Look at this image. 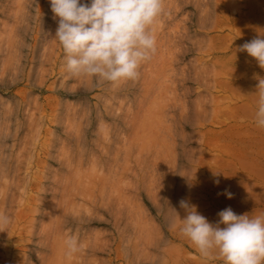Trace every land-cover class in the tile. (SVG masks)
<instances>
[{
  "label": "rangeland",
  "instance_id": "374dc122",
  "mask_svg": "<svg viewBox=\"0 0 264 264\" xmlns=\"http://www.w3.org/2000/svg\"><path fill=\"white\" fill-rule=\"evenodd\" d=\"M52 17L49 0H0V165L5 168H0L5 173L0 195L12 182L6 170L26 141L23 177L27 172L28 180L26 185L23 179L21 189L27 198L18 211L32 209L36 203L31 198L40 194L38 187L49 182L44 177L52 170L58 172L61 191L68 188L62 198L68 211L74 204L78 210L91 208L86 220V209L83 214L73 210L85 214L77 216L82 217L77 236L74 230L57 233L62 239L57 242L64 243L60 247L69 236L76 237L80 251L68 258L65 249L50 246L45 264H82L85 258L90 260L86 264H224L215 254L202 258L180 233L185 212L179 201L196 205L213 224L227 207L237 215L248 211L256 216L253 211L259 210L232 204L238 185L244 189L240 181L247 178L237 171V155L261 149L247 140L262 132L252 127V112L241 103L258 98L250 91L264 75L256 60L238 49L264 36V0H164V12L153 26L155 55L142 64L138 79L116 84L69 79L63 50L53 38L57 23ZM61 191L56 204L62 201ZM50 195H42L46 211ZM94 198L98 202L92 203ZM102 198L112 200L111 210ZM119 198L122 205L115 206L121 213L113 205ZM92 209L101 214L94 217ZM12 224L0 239L1 264H23L25 255L31 264H42L38 253L28 251L38 245L27 235L26 222ZM53 233L46 235L50 245L57 239L50 238ZM85 241H97L103 250L95 246L88 253Z\"/></svg>",
  "mask_w": 264,
  "mask_h": 264
},
{
  "label": "clouds",
  "instance_id": "9594fccd",
  "mask_svg": "<svg viewBox=\"0 0 264 264\" xmlns=\"http://www.w3.org/2000/svg\"><path fill=\"white\" fill-rule=\"evenodd\" d=\"M56 21L54 39L63 50V67L69 79L93 84H116L139 78L143 63L157 50L153 26L164 12V0H49ZM246 51L264 69V36L245 42ZM258 105L254 123L264 129V78L258 79ZM219 181H216L218 183ZM224 194L231 199L232 193ZM180 233L195 245L202 258L218 255L224 264H264V215H237L231 207L217 213L213 224L197 206L181 199ZM13 217L0 213V232H7ZM172 226H175L174 224ZM223 226V227H222ZM80 251L76 237L66 241L65 255Z\"/></svg>",
  "mask_w": 264,
  "mask_h": 264
},
{
  "label": "bare ground",
  "instance_id": "6f19581e",
  "mask_svg": "<svg viewBox=\"0 0 264 264\" xmlns=\"http://www.w3.org/2000/svg\"><path fill=\"white\" fill-rule=\"evenodd\" d=\"M40 81H42V80H40ZM65 81V80H64ZM41 84V83H40ZM59 89V88H58ZM37 97V96H36ZM16 103V102H15ZM38 105V104H37ZM36 106V105H35ZM36 108V107H35ZM12 110V109H11ZM27 110H29V109H27ZM26 110V111H27ZM37 111H39V110H37ZM13 112V111H12ZM32 112V111H31ZM6 113H7V111H6ZM5 113V114H6ZM26 113V115H27V113H28V111L27 112H25ZM4 114V115H5ZM12 114V113H11ZM6 115H8V114H6ZM29 115V114H28ZM33 116V115H32ZM26 117V116H25ZM24 117V118H25ZM28 117V116H27ZM8 118H9V116H8ZM29 118V117H28ZM115 118V117H114ZM132 118H134V116H132ZM6 119V118H5ZM27 119V118H26ZM25 119V120H26ZM18 120V119H17ZM20 120V119H19ZM36 120V119H35ZM31 121V120H30ZM37 121V120H36ZM131 121H133V119L131 120ZM29 122V120L28 121H26V123H28ZM30 123H32V121L30 122ZM30 123L28 124V125H30ZM127 123V122H126ZM130 123H132V122H130ZM1 124V123H0ZM132 124H134V123H132ZM27 125V124H26ZM117 125V124H116ZM31 126V125H30ZM33 126V125H32ZM19 127V126H18ZM16 130V129H15ZM19 130V129H18ZM18 130H16V131H18ZM7 131V130H6ZM1 132V131H0ZM3 132H5V131H3ZM19 132V131H18ZM33 132V131H32ZM4 134V133H3ZM5 134H6V132H5ZM7 134H8V132H7ZM15 134V133H14ZM0 135L2 136V133H0ZM16 135V134H15ZM18 135V134H17ZM26 135V134H25ZM24 135V136H25ZM0 136V137H1ZM4 136V135H3ZM26 137V136H25ZM56 137V136H55ZM28 138V137H27ZM3 139V138H2ZM6 139H7V137H6ZM59 139V138H58ZM1 140V139H0ZM15 140V139H14ZM26 140V139H25ZM231 141V140H230ZM2 142V141H1ZM26 142V141H25ZM23 143V141H22V143H23V146H20L21 147V151H20V156H18L16 159L17 160H15V157H14V160L16 161V162H14V164L12 165V166H10V167H8V165H7V167H8V170H6V172L8 173H6V175H9L8 176V178L10 177V179H11V184H9V185H4L5 187H6V190L5 189H3V194L2 195H0V198H1V196H2V198H1V201H0V213H5V212H7L8 214H10L12 217H13V222L15 221V222H21V224H22V222H26V224H27V227L29 228L28 229V231L26 232V233H29V234H27L29 237H31L32 239L34 238L36 241H34V242H36V243H33V244H36V245H38V249L36 248V249H34L31 245V247H32V249L30 248V250H28V251H30V252H32L33 254H37L38 253V255H36V256H38V258H39V261L42 263V264H45V262L47 263V261H48V257H45V254H44V251L48 248L49 250H51V248H52V251H53V249L54 250H56V248L58 247H60V245H64V243H62V241H59V242H57L58 240H62L61 238L59 239V237L61 236H59V237H57V233L59 234V233H61V234H63V231H65V230H67L66 232H68L69 233V231H73L74 230V234L77 236V234L76 233H80L79 231L81 230V226H80V224H77V223H82L81 221H82V217H77V216H85V214L84 215H82L83 213L81 212L83 209H86V210H83L84 211V213H85V211H86V214L88 213L89 215H87L86 217L87 218H84L85 220L86 219H88L89 217L88 216H90V212H88V211H90L91 210V208L89 209V207H88V211H87V208H85V207H87V206H81V208H83L82 210H78V209H74L75 207V204L74 205H72V208H71V210H72V212H71V210L70 211H68L69 209H68V207H66V206H69L68 204H66L65 203V200H66V198H65V191L67 192V189L65 190H63V191H61V189H60V187H62L63 186V184H60V185H62V186H60L59 187V178L57 177V171H55V170H52L51 171V175L50 176H45L44 174V179L46 178H49L50 177V179H47V180H49V182H47V183H45V182H41V184H40V186L38 187L39 188V190H38V192L41 194H38L37 193V195L35 196V197H32L31 199V201H33V202H35L36 204L32 207V209H30L29 208V210H28V212L26 213V212H23V210L21 209L20 211H18V209L21 207V204L23 205V204H26L24 201H25V199L27 198V196L25 197V193L23 192V190L21 189L22 188V186H21V184H22V181H23V179L25 178V182L24 183H26V185H27V180H28V175H27V172H25L26 173V176H24L23 177V174H24V171H25V167L23 168V166H24V163H25V161H26V153H27V151H28V143L26 142V143ZM16 143V142H15ZM21 143V144H22ZM110 143V142H109ZM7 147V146H6ZM49 147V146H48ZM54 147V146H53ZM116 147V146H115ZM50 148V147H49ZM117 148V147H116ZM2 149V148H1ZM20 149V148H19ZM6 150V149H5ZM59 151V150H58ZM119 152V151H118ZM55 151H53V152H51V158H52V160H54L55 161V159L57 158V156L55 155ZM17 154V153H16ZM4 155V154H3ZM2 155V156H3ZM5 156V155H4ZM16 156V155H15ZM11 157V156H10ZM9 157V158H10ZM58 159V158H57ZM56 159V160H57ZM61 160V159H60ZM0 161H1V159H0ZM5 161V160H4ZM10 161V160H9ZM0 163H2V161L0 162ZM4 163V162H3ZM13 163V162H12ZM1 166H2V168H3V165H0V168H1ZM27 166V165H26ZM1 168V169H2ZM28 168V167H27ZM5 168H3V170H4ZM26 170H28V169H26ZM4 171H0V175H1V177H3L4 176ZM135 172V171H134ZM47 174V173H46ZM5 175V178H7V176ZM49 175V174H48ZM134 175V174H133ZM41 176H42V174H41ZM40 176V177H41ZM0 177V178H1ZM38 176H36V179H39V178H37ZM43 177V176H42ZM107 176H105L104 178H106ZM5 178H3V179H5ZM7 178V179H8ZM108 178V177H107ZM2 179V178H1ZM0 179V180H1ZM6 179V180H7ZM27 179V180H26ZM45 181V180H44ZM61 181V180H60ZM1 182V181H0ZM10 182V181H9ZM8 182V183H9ZM4 183H6V182H4ZM3 185V184H2ZM26 185H24V186H26ZM1 186V185H0ZM3 186V187H4ZM2 187V188H3ZM65 187H67V186H65ZM105 187V186H104ZM107 187V186H106ZM105 187V188H106ZM26 188V187H25ZM37 188V187H36ZM62 188H64V187H62ZM104 188V189H105ZM20 189L22 190V193H21V195H19V191H20ZM2 190V189H1ZM109 190V189H108ZM119 190V189H118ZM61 191V202L58 200V203L59 204H56L57 202V200H56V197H57V195H58V192H60ZM107 191V190H106ZM2 192V191H1ZM63 192V193H62ZM51 194L50 196H51V198H52V200H51V204L49 203L48 204V207H49V209H48V211H46V209H44V202H43V200H44V198L43 197H45L46 196V194ZM121 193V192H120ZM67 194V193H66ZM108 194V193H107ZM113 194V193H112ZM111 194V195H112ZM30 195V194H29ZM34 195V194H33ZM42 195H43V197H42ZM102 195V194H101ZM100 195V197H102ZM119 195V194H118ZM117 195V196H118ZM31 196V195H30ZM30 196L28 197V198H30ZM120 196V195H119ZM118 196V197H119ZM20 198H22L23 200L22 201H20ZM62 198H64L65 200H63ZM109 198V197H108ZM107 198V199H108ZM112 198V197H111ZM93 199V198H92ZM103 199V202L105 201V203H106V200L107 199H104V198H102ZM29 200V199H28ZM56 200V201H55ZM111 199H109V200H107L108 202H107V204H105V203H102L103 204V206L105 205H107V206H110V204L112 203L111 201H110ZM118 201L116 202V204H113L114 206L116 205L117 207H118V205L121 203V199L119 198V199H117ZM30 201V202H31ZM120 201V202H119ZM19 202H21V203H19ZM23 202V203H22ZM92 203L93 202H98L97 200H96V198H94V200L93 201H91ZM90 202V203H91ZM100 202V201H99ZM119 202V203H118ZM113 203H115V201H113ZM20 204V205H19ZM70 204V203H69ZM109 204V205H108ZM28 205H29V201H28ZM27 205V206H28ZM31 205V204H30ZM45 205H47V204H45ZM99 205H101V202L99 203ZM112 205V204H111ZM121 205H122V203H121ZM20 206V207H19ZM24 206V205H23ZM26 206V205H25ZM25 206H24V208H25ZM91 206H92V204H91ZM93 206H95L96 207V204L94 203L93 204ZM92 206V207H93ZM114 207V209H116L117 207ZM120 206V205H119ZM31 207V206H30ZM47 207V208H48ZM23 208V207H22ZM46 208V207H45ZM80 208V209H81ZM98 208V207H97ZM101 208H103L105 211H107L105 208H107V207H101ZM121 208H123V207H121ZM73 210H78L77 212H81L82 214H80L79 213V215H78V213H75ZM103 210V211H104ZM110 210H111V206H110ZM117 211H119L118 210V208L116 209ZM115 210V211H116ZM121 210V209H120ZM46 211V212H45ZM115 211H114V214H115ZM93 212H95L94 211V209H92V213ZM110 212V211H109ZM120 212V211H119ZM118 212V213H119ZM123 212V211H122ZM67 213H69V214H67ZM91 213V214H92ZM106 213V212H105ZM121 213V212H120ZM71 214H73L72 216H71ZM74 214H77L76 216L74 215ZM95 214H96V216H95ZM99 214H101V213H93V215H94V217H97ZM113 214V215H114ZM116 215V218H119L120 216H121V214H115ZM29 216H32V218L30 219L29 218ZM69 216H71V217H69ZM92 216V215H91ZM102 216V215H101ZM42 217H44V221L46 222V223H43L42 222V220H41V218ZM47 217H49L48 218V220L49 221H46V218ZM74 217V218H73ZM93 217V216H92ZM115 218V217H114ZM90 219H92V218H90ZM94 219V218H93ZM102 219H103V217H102ZM105 219V218H104ZM103 219V220H104ZM99 220H101L100 218H99ZM119 220H121L120 218L118 219V221ZM84 221V220H83ZM90 221V220H89ZM102 221V220H101ZM117 221V223H116V225H118L119 224V222ZM76 223V224H75ZM89 224V222L87 223V225ZM114 224H115V222H114ZM12 225H15V223L14 224H12ZM85 225V224H84ZM18 226V225H17ZM23 226V225H22ZM12 227V226H11ZM118 227V226H117ZM23 228H26V226L25 227H23ZM23 228L21 227V229L23 230ZM54 228H56L55 230L57 231L56 232V235H54ZM11 229V228H10ZM118 229H119V227H118ZM47 230V231H46ZM52 230H53V232H52ZM12 231V230H11ZM96 231V230H95ZM117 231V230H116ZM13 232V231H12ZM8 233H9V231H5V232H0V239H3V238H5V237H7V235H8ZM21 233V232H20ZM25 233V234H26ZM53 233V235H54V237H50V238H55V236L57 237V239L55 238V240L56 241H54L53 239V241H54V244L52 245H50L49 243L50 242H48L47 241V236L46 235H51ZM96 233V232H95ZM95 233H94V235H95ZM100 232H98V234H99ZM102 233V232H101ZM64 234H65V232H64ZM67 234V233H66ZM23 235V234H22ZM26 235V236H27ZM52 235V236H53ZM88 235H90V234H87V236ZM97 235V234H96ZM102 235V234H101ZM66 236V235H65ZM79 236V235H78ZM91 236V235H90ZM99 236H100V234H99ZM70 237V236H69ZM96 237V236H95ZM98 237V236H97ZM102 237V236H101ZM49 238V239H50ZM91 238H93V237H90V240H91ZM48 239V240H49ZM64 239H66V238H64ZM87 239V238H86ZM89 239V238H88ZM23 240H24V238H23ZM52 240H51V243H52ZM83 240H85V238H83ZM9 241V240H8ZM12 241V240H11ZM27 241H29V240H27ZM32 241V240H31ZM50 241V240H49ZM22 243L24 242V244H25V240L24 241H21ZM20 242V243H21ZM33 242V241H32ZM60 242H61V244H60ZM92 242V241H91ZM90 241H85L84 243H85V246L86 247H84V248H87V250H85V251H87L88 253H90V252H93L96 248L98 249V245L96 244L97 243V241L96 242H93V244L94 245H92V243H91ZM108 242V241H107ZM16 243V242H15ZM19 243V244H20ZM83 243V244H84ZM99 243V242H98ZM32 244V243H31ZM60 244V245H59ZM104 244H106V243H103V245ZM108 244H109V242H108ZM17 245H18V242H17ZM16 245V246H17ZM55 245V246H54ZM66 245V244H65ZM82 245V244H81ZM80 245V246H81ZM9 247H10V245H8ZM50 246H52L51 248H49ZM60 247V248H63V250H60V249H57V251L58 250H60V251H64L65 252V250H66V246H64V247ZM95 246H98V247H95ZM105 246V245H104ZM54 247H56V248H54ZM121 247H122V245H121ZM101 247H99V249H100ZM102 248H103V246H102ZM65 249V250H64ZM101 250V249H100ZM103 250V249H102ZM101 250V251H102ZM23 251V250H22ZM51 251V252H52ZM96 251H98V250H96ZM88 253H86V255H85V257L87 256V254ZM25 255V254H24ZM92 255V254H91ZM32 256V255H31ZM49 256V255H48ZM25 257H26V260H25ZM25 257H23L24 259H23V264H31L32 262L30 261L29 262V256H28V258H27V255H25ZM19 259H21V257L19 258ZM83 260H84V258H82ZM89 263H90V260L89 259H87V258H85ZM82 260V261H83ZM86 260H84V262L83 263H85L86 262ZM81 261V262H82ZM82 263V264H83ZM87 263V262H86ZM85 263V264H86ZM88 263V264H89ZM0 264H1V262H0ZM73 264V263H72Z\"/></svg>",
  "mask_w": 264,
  "mask_h": 264
},
{
  "label": "crops",
  "instance_id": "0c3cea01",
  "mask_svg": "<svg viewBox=\"0 0 264 264\" xmlns=\"http://www.w3.org/2000/svg\"><path fill=\"white\" fill-rule=\"evenodd\" d=\"M261 70V75H264V69ZM251 90L250 94L258 98L253 99V101H242L241 104L245 106L246 110L250 109L253 115L251 116L253 119L252 127L257 130L261 129L262 134L249 137L247 140H250V144L261 145V149L259 151H246L241 153L243 155H237L238 158L235 160L237 171L240 175L244 173L247 178L242 182L240 181L244 185V189H241V185H238L239 188L235 190L237 202L232 205L237 208L259 209L253 211L257 216L256 211L260 215H264V129L257 127L254 123V114L257 109L259 96L256 88ZM241 159L244 160V163L237 161ZM235 182L239 184L237 180Z\"/></svg>",
  "mask_w": 264,
  "mask_h": 264
}]
</instances>
